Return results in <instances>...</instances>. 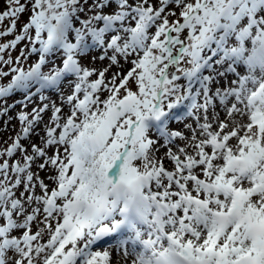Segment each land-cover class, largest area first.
<instances>
[{"label":"snow or ice","instance_id":"1","mask_svg":"<svg viewBox=\"0 0 264 264\" xmlns=\"http://www.w3.org/2000/svg\"><path fill=\"white\" fill-rule=\"evenodd\" d=\"M25 11L20 34L0 44V64L10 65L2 54L25 39L38 60L27 71L0 69V79L14 73L0 84V100L19 91L26 102L37 95L44 102L51 89L70 114L62 118L55 102L20 111L21 132L0 149V157L23 156V163H0V264H111L112 250L116 264L129 256L131 264H264V0H6L0 24L8 18L10 25L0 37L15 31ZM95 49L109 61L101 70L80 62ZM57 56L61 65L42 71ZM22 58L25 49L18 64ZM121 60L132 67L106 80ZM229 74L235 79L213 91ZM216 101L230 122L219 120ZM49 107L43 147L32 144L28 154L21 140ZM181 107L189 117L202 111L203 123L197 115L188 144L168 149V170L156 145L184 138L169 129ZM38 158L40 170L54 171L55 187L31 171Z\"/></svg>","mask_w":264,"mask_h":264},{"label":"rangeland","instance_id":"2","mask_svg":"<svg viewBox=\"0 0 264 264\" xmlns=\"http://www.w3.org/2000/svg\"><path fill=\"white\" fill-rule=\"evenodd\" d=\"M23 1L24 0H21L22 3H23ZM82 2H83V0H82ZM130 2H132V0H130ZM152 2L155 4L156 0H152ZM91 3H92V0H88V4H91ZM4 6H6V4H4L2 7H4ZM113 7H115V6H113ZM85 8L87 9V5H85ZM1 11H2V9H0V12ZM106 11L111 12L112 9H107ZM176 13L178 16L179 15L178 9L176 10ZM30 14H31L30 11H25L23 14L19 15L17 18L15 31L13 33L7 35V36L0 37V44L7 43L8 41L14 39L16 35H19L23 25L28 22ZM87 14H91V13H87V12L81 13L80 14L81 18H86ZM175 18L176 17H169L170 20H174ZM9 25H10V19L6 18L3 21V23L0 24V31H3ZM133 26H134V22H133ZM153 31H155V29H153ZM31 35L34 37V35H35L34 29L31 31ZM30 46L31 45L29 44V41L27 39H25V40L18 42V44L16 45V47L14 49H12V48L6 49L2 55L4 56L5 60H7L9 58V56H11L12 63L10 65L0 64V69H2L5 72H8L10 68H15V67L19 66V67H22L25 71H27L29 69V67L32 64L36 63L38 60V56L36 54L28 55V49L30 48ZM21 49H25V55H27V59L22 58L18 64L16 61V57L20 56ZM101 54H102V51L100 49L92 50L88 54V56L81 57L80 62L85 67L96 68L98 70H101L104 67H107V65L109 63L108 60L101 61L98 59V57ZM92 56H96L97 59L95 61H93L91 59ZM60 65H61V59L58 56L52 57L50 62L46 66L42 67V71L47 72L53 66H60ZM131 67H132V65H131L130 61L121 60L119 67L113 66L109 70V72L106 73V80H110L112 77V74L115 72H121V73L126 74V72ZM237 70H238V72H240V74H242V75L245 74V69L243 67H239ZM205 74H207V73H205ZM12 75H14V73H10L7 77L0 79V84H6L8 81L11 80ZM232 76H234V75H232ZM96 78H97V76L93 75V77H91L90 79H96ZM69 79H72V78L69 77ZM225 81L226 80L224 78H219V83L218 84L214 83L212 85L213 91L215 90L216 87H221V88L226 87L228 84H226ZM180 83L184 84L186 82L182 79L180 81ZM35 87L36 86H34L32 89L33 92L35 91ZM61 89L65 95L71 94L72 89L70 86H68L67 80H65L64 83L61 85ZM44 94L49 98L47 101H44V102L40 101L38 95L36 97L32 98L30 102H26V101H24L23 93H21L19 91L12 94L7 99L0 100V110H2L6 105H11V107L8 108V111L6 113L0 115V149H4L8 145H10L12 143V141L14 140L15 136L21 132V122L18 119V113L20 111H27L29 114H31V111L33 108L40 107L43 105V103H46V102H55L57 106L62 107V113H61L62 118L66 117L68 114H70L69 106L66 103L62 104V102L59 98V93L55 92L54 90H45ZM107 94H108L107 91H105L102 94L101 98H105L107 96ZM202 102H203L202 98L198 99V103H202ZM25 105H26V107H25ZM185 111H186V109H185ZM212 111H213L212 109H209V112H208L209 119H211V117H212ZM215 111L219 114V120L222 119L221 121L230 122L229 118L227 117L223 108L219 105L218 101H216ZM197 114L199 116H201V123H203V114L201 113V111L197 112ZM51 116H52V109H51V107H49V109L42 114L43 121L41 123H38L34 127V129L32 130V132L30 133V135L27 139L21 140V143L25 146V148H27L28 154H31V152H32V149H31L32 144H36L38 146L43 147V144L41 143V139H42V137H45V135H46L45 130H44L45 125L50 123ZM235 119L246 121L247 117L245 116V117L241 118L240 116H236ZM193 120L194 119H191V118L187 119L185 117H183L180 121L172 120L170 122L171 125H169V129L172 131L181 132L184 138H179V137L176 138L174 140V142L172 144L168 145L167 147L161 146L164 144L163 139L159 140V143L156 145V147L158 148V151L155 152V155L157 158H162L163 165L166 169H170V170L174 169V163L170 159H168L167 156L165 155L168 152V149L171 148V150L173 152H177V150L179 148L185 147L188 144V142L192 139L191 129H196L190 123ZM61 122H63V121H61ZM189 126H191V129L189 128ZM230 127H231V125H230ZM213 130H218L217 123H215V128ZM229 130H230V128H229ZM58 132H59V130L57 131V134H58ZM150 135L154 139L156 138V134L150 133ZM197 139H200L198 129H197ZM232 142H234V141H232ZM55 150L56 149L54 146L49 147L47 149L48 156L53 155ZM205 150L210 151V149H208V148H206ZM187 151L189 154H194L195 150L192 147H188ZM59 152H60L61 157H63V155H64L63 147H60ZM183 158L184 157L182 156L181 159H183ZM3 159H8L10 164L15 163L17 160H19L21 163H23V156L20 152L15 153L10 158L6 157V156L0 157V163L3 162ZM43 159L44 158H38L32 164L31 171H33V173L37 174L39 176V178L41 180H43L44 183L49 186V188L55 187L52 180L49 179L50 176L55 174L54 171L50 167H46L43 170H40L37 167L38 164L43 162ZM14 175L15 174L10 173V178L14 177ZM0 178H2V177H0ZM20 191H23L22 185L20 186L19 190L16 191L17 196H19ZM35 191H36V194H38V195L42 194L39 186H37ZM40 227H43V224H41ZM36 230H37V226H36V224H33L32 231L35 232ZM48 238H49V236H48V233L46 232L39 242L40 243H46ZM104 246L105 245L95 246L94 250L97 249V250L102 251Z\"/></svg>","mask_w":264,"mask_h":264},{"label":"bare ground","instance_id":"3","mask_svg":"<svg viewBox=\"0 0 264 264\" xmlns=\"http://www.w3.org/2000/svg\"><path fill=\"white\" fill-rule=\"evenodd\" d=\"M233 79H235V77L234 76H232L231 74H229L228 75V77H227V80L225 81V83L226 84H229ZM180 113V111L177 113V114H179ZM201 113H202V111H201ZM196 114V113H195ZM194 114V115H195ZM188 117V116H187ZM222 120V119H221ZM191 124H192V126L193 127H195V128H197V125H196V120H193V121H191L190 122ZM215 123L216 122H212V129H214L215 128ZM198 133H199V130H198ZM199 137H200V135H199ZM200 138H202V137H200ZM160 140H162V139H160ZM94 250V249H93ZM97 250V249H96ZM121 255H122V253H121ZM120 257L117 255V253L115 252V250H112V259H111V264H116V261L119 259ZM133 259V257L132 256H129L128 257V264H131V260Z\"/></svg>","mask_w":264,"mask_h":264},{"label":"flooded vegetation","instance_id":"4","mask_svg":"<svg viewBox=\"0 0 264 264\" xmlns=\"http://www.w3.org/2000/svg\"><path fill=\"white\" fill-rule=\"evenodd\" d=\"M4 4H6V0H0V9H2L1 12L6 10V6L2 7Z\"/></svg>","mask_w":264,"mask_h":264}]
</instances>
